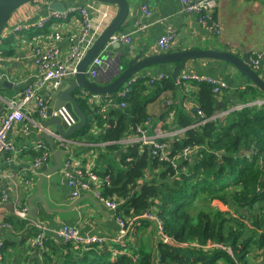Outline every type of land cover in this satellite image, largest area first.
I'll return each mask as SVG.
<instances>
[{"label": "trees", "instance_id": "16d2710c", "mask_svg": "<svg viewBox=\"0 0 264 264\" xmlns=\"http://www.w3.org/2000/svg\"><path fill=\"white\" fill-rule=\"evenodd\" d=\"M153 84L138 78L128 95L111 94L108 115L82 101L88 125L79 134L92 140L93 122L108 123L100 141L109 143L111 157L98 172L109 176L103 195L122 201L116 213L130 226L122 239L77 246L68 241V253L53 264H257L264 251V92L250 83L239 88L223 111L236 108L218 116L219 94L207 83H195L189 94L172 76ZM164 90L172 95L162 118L175 111L164 130L185 129L162 139L170 145V160L138 142L121 147L118 140L151 118L147 92ZM192 97L193 108L186 110L184 99ZM186 149L191 153L184 156ZM147 212L162 230L140 217Z\"/></svg>", "mask_w": 264, "mask_h": 264}, {"label": "crops", "instance_id": "0c3cea01", "mask_svg": "<svg viewBox=\"0 0 264 264\" xmlns=\"http://www.w3.org/2000/svg\"><path fill=\"white\" fill-rule=\"evenodd\" d=\"M59 1L63 2L66 8L72 5L84 7L89 2V0ZM49 2L50 0L41 8L40 13L30 18V21H36L40 16L48 14L52 10L49 7ZM128 2L130 10L124 24L123 33L133 32L138 21L147 24V28L144 31L132 33L131 41L121 43L118 49L114 48L112 50L113 53L120 50H129L138 54L143 50V55L147 56L166 52L158 49V40L162 35L176 31L178 34L177 43L168 51L211 48L232 51L238 55L249 53L251 58L257 57L256 54H264V2L262 0H217L213 15L221 26V34L219 35L210 33L201 24L196 14L183 10L179 0H128ZM24 7H28V5ZM115 7L114 9L117 10V7ZM143 7H148L151 11L150 16H144ZM18 11L21 12H17L15 17L22 15L23 7ZM76 17L77 15H72L73 22L77 20ZM75 27L79 29L80 22H75ZM32 28L39 30V32H48L47 25L43 28L32 26L26 31H30ZM14 34L7 35L3 38L4 42H0V45L13 44L0 52V56L3 57L0 60V119L2 114L10 107L9 104L18 97L26 82L36 70L31 58L34 46L47 41L52 36L39 40L31 37L22 41L17 39L10 43ZM63 44L66 46L65 41ZM11 51L13 53H10ZM174 65L175 63L153 65L141 72L137 78H144L146 84L155 86L156 84L150 82V78L160 73H165L167 77L172 76ZM257 70L264 78V57L260 68ZM104 71H100L95 78L106 77ZM184 72H198L226 81V89L218 95L219 107L223 109H216L222 112L224 107L230 105H226V98H234L235 92L250 82L241 77L239 72L230 64L221 60L202 59L190 62ZM5 82H8V84H5ZM160 82L162 83V81ZM177 83L184 87L183 92L189 94L195 91V83L184 82L181 80V76ZM131 87L130 85V89ZM171 95L172 93L169 90L155 93L147 92L145 97L152 98L148 103L151 118L146 120L148 125L144 123L148 134L153 135L157 131H162L165 133L164 135L170 134L173 136L175 133H177V136L183 135L182 129L167 131L163 128L166 122L173 123L175 119L174 110L165 119L162 118L161 114L163 110L167 109L166 106L171 105L169 104ZM110 96L100 95L99 98L93 101L91 93L87 97V101L92 106H101L105 114L108 115L113 108V100ZM184 102L186 110H192L195 99L193 97L187 98L184 99ZM35 114H30L28 118L16 124L10 133L15 152H0V240L2 242L0 250L3 255L0 264H53L63 258V255L68 253L65 251L66 247L64 246L68 241L55 236L54 230L64 225L77 228L84 239L93 235L111 240L119 238L120 226L116 220L115 210L110 209L98 200L92 192H83L81 196L77 197L82 200L72 209L63 213L49 212L39 198L34 199L33 203L37 207V215L34 217L30 214L32 207L29 198L36 194L37 184L42 175L41 169L35 170L32 165L35 156L41 150V148L36 147V144L42 143L49 147L47 141L41 138L43 130L34 125V122L40 119ZM107 126V122L102 125L93 122L91 135L94 139L88 140L87 134L85 136L79 134L77 144H69L71 155H74L78 160L85 161L89 168L94 169L99 174L98 185L101 188L104 184L105 178L103 176L105 174H100L101 172L99 173L98 170L106 169L108 166L107 160L111 157L110 150L106 148L109 143L100 141L101 135ZM50 129L54 130V126H50ZM137 135V129H132L131 132L117 142L125 148L132 143H136L135 138ZM95 139L96 141L93 142ZM54 140L58 147L57 139L54 138ZM51 157L48 162H51ZM26 181H29V184ZM44 196L51 209H69L76 199L72 196V190L61 169L46 177ZM25 207L28 215L26 219H22L15 214V210L24 209ZM4 224L10 225V227L8 228ZM38 227L45 231L49 239L44 243L43 248L34 244L33 241ZM33 229L34 231H32ZM73 243L77 246L76 242ZM257 261V264H264V251Z\"/></svg>", "mask_w": 264, "mask_h": 264}, {"label": "built area", "instance_id": "2783aa9c", "mask_svg": "<svg viewBox=\"0 0 264 264\" xmlns=\"http://www.w3.org/2000/svg\"><path fill=\"white\" fill-rule=\"evenodd\" d=\"M262 1L264 2V0ZM179 2L183 10L196 14L201 24L204 25L210 33L214 35H219L221 33L220 24L213 15L214 8L217 6V0H179ZM47 3L48 0H36L33 4H26L28 7H24L26 5H23L22 15L15 17L17 12H21L18 11L22 8L20 7L10 20L4 34L10 35L12 33L23 32L32 26L43 28L54 20H58L59 22L64 21L66 24L64 27L58 28V26H56L50 39L34 46L31 58L36 70L30 76L18 97L9 104L10 107L2 114L0 119V152H15L14 145L10 139V133L15 128L16 124L28 118L32 113H37L40 118L39 120L47 117V109L50 106V100L56 88L63 82L75 77L78 63L117 12L113 5L89 1L84 7L72 5L67 7L64 11L51 10L48 14L40 16L36 21H30V18L40 13L41 8ZM142 10L145 17L151 15V11L148 7H143ZM72 15H77V20L74 22L71 19ZM75 22H80L79 29L75 27ZM146 28L147 24L143 21H138L133 32L123 33L122 31L115 33L106 47L88 66V76L93 79L98 75L99 66L103 63V55L109 46L116 42L128 43L132 39V33L144 31ZM177 40L178 34L176 31L164 34L158 40V49L161 51H168L176 45ZM64 41L66 42V46L63 44ZM256 56L257 57L253 58L254 68L259 69L264 54H256ZM2 59L3 57L0 56V60ZM165 78H167V75L165 73H160L155 77H151L150 82L155 83ZM181 80L184 82L190 81L192 83H207L212 86V90L216 94L221 93L227 87L225 80L198 72L183 71ZM130 90V85L125 86L122 90L118 91V95L126 96ZM88 95H90V93ZM99 97V94L92 93L91 99L94 101ZM89 101L91 102V100ZM125 105V102L121 103V106ZM235 108L236 107H234V109ZM102 111H104V109H102ZM227 112L228 110L224 113L221 112L218 116H222ZM198 113L202 117L204 116L201 110H199ZM53 115L60 116L69 126L75 123L74 118L65 106H61L59 109L54 110ZM145 124L148 125V121H146ZM34 125L40 127L38 121L34 122ZM144 126L145 125H139L137 127L138 135L135 138V142L151 146L152 154L154 156H159L161 160H170V145L162 139H165V137L177 136V133L171 136L170 134L164 135L165 133L162 131H157L156 134L151 135L147 133ZM184 130L185 129H182L181 132ZM53 137L57 139L59 148L68 151V154L63 160L61 171L72 190V196L77 198L81 196L83 192H92L98 200L102 201L107 207L116 212L122 201L109 199L103 195V185L102 188L98 185L99 174H97L94 169L89 168L85 161L78 160L74 155H71L69 140L59 136ZM36 147L41 148L43 152L32 164L35 170L41 169L51 156L50 149L47 145L37 143ZM190 153L191 150L186 149L184 156ZM26 182L29 184V181ZM104 183H110L109 177L105 178ZM15 214L22 219H26L28 215L27 208L15 210ZM140 217H146L157 221L159 228L162 230V222L153 214L147 212ZM116 220L120 226L118 239H122L127 235L130 223H127L120 215H117V213ZM4 225L8 228L10 227V225ZM54 235L66 241L76 242L77 245L104 243L107 240L106 238L95 235L84 239V237H81L77 228L69 225H64L55 229ZM47 239L48 236L45 231L38 227L36 235L33 238L34 244L43 248ZM1 246L2 242L0 240V248ZM2 259L3 255L0 250V262Z\"/></svg>", "mask_w": 264, "mask_h": 264}, {"label": "water", "instance_id": "95a60500", "mask_svg": "<svg viewBox=\"0 0 264 264\" xmlns=\"http://www.w3.org/2000/svg\"><path fill=\"white\" fill-rule=\"evenodd\" d=\"M36 0H0V39L4 36L7 26L15 12L28 3L33 4ZM95 3L108 4L117 7V12L104 30L96 38L92 46L88 49L85 56L77 65V73L71 80L63 82L56 88L51 97L50 106L47 109L46 118L38 121V125L43 130L41 138H44L50 149L51 162L45 163L41 167L42 175L37 184V192L29 198L30 214L37 215V207L33 200L39 198L47 211L63 213L72 209L82 199L76 198L69 209H51L47 199L44 196V183L46 177L58 172L63 165L64 156L68 151L56 146L53 136H59L70 143L77 144V136L82 129L88 125V115L83 109L82 101L86 100L88 94H99L101 96L111 95L118 92L121 88L134 83L139 74L146 68L153 65L164 63H175L172 78L178 82L183 71H185L190 62L202 59L221 60L230 64L241 77L250 81L249 83L257 86L264 92V78L259 71L254 68L253 58L249 53L238 55L228 50H216L211 48H191L186 50L166 51L144 56L143 50L138 54L129 50H120L113 53L114 48L118 49L121 42H116L107 48L103 55V63L99 66V71H104L106 77L91 79L87 74V68L90 63L106 47L111 37L122 32L124 24L128 18L130 4L128 0H89ZM49 7L52 10L64 11L66 6L59 0H50ZM8 84V82H5ZM88 95V96H87ZM217 104L216 109H219ZM65 106L75 120V123L68 125L60 116L53 115V111ZM234 108H229L228 111ZM54 126V130L50 129Z\"/></svg>", "mask_w": 264, "mask_h": 264}, {"label": "rangeland", "instance_id": "374dc122", "mask_svg": "<svg viewBox=\"0 0 264 264\" xmlns=\"http://www.w3.org/2000/svg\"><path fill=\"white\" fill-rule=\"evenodd\" d=\"M218 21V20H217ZM48 26V32H39V30H36L34 28H32L30 31H23V32H17L14 34V36H12V40L10 41V43H12L14 40H17V39H21V41L23 39H28V38H33L35 40H39V39H43V38H47V37H50L51 35V31L53 30V28H55L56 26L59 27H64L66 26L65 25V22L64 21H53V22H50L49 24H47ZM221 27V26H220ZM221 34V33H220ZM13 44H8V45H0V52H3L4 49H7L8 47L12 46ZM255 55V54H254ZM226 89V88H225ZM224 89V90H225ZM230 108V107H229ZM229 108L227 110H229ZM227 110L223 111L226 112ZM41 156V155H40ZM108 198V197H107ZM221 205V203L219 204ZM150 219V218H149ZM152 220V219H151ZM150 238H154L153 236H149Z\"/></svg>", "mask_w": 264, "mask_h": 264}, {"label": "clouds", "instance_id": "9594fccd", "mask_svg": "<svg viewBox=\"0 0 264 264\" xmlns=\"http://www.w3.org/2000/svg\"><path fill=\"white\" fill-rule=\"evenodd\" d=\"M6 36H7V35H6ZM6 36H5V37H6ZM123 88H124V87H123Z\"/></svg>", "mask_w": 264, "mask_h": 264}]
</instances>
